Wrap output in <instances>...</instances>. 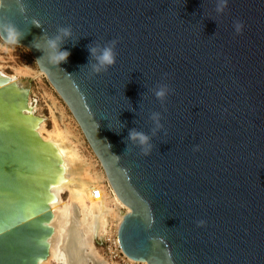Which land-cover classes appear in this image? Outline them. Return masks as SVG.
<instances>
[{"label": "water", "instance_id": "obj_1", "mask_svg": "<svg viewBox=\"0 0 264 264\" xmlns=\"http://www.w3.org/2000/svg\"><path fill=\"white\" fill-rule=\"evenodd\" d=\"M24 2L21 14L5 0L0 18L27 33L18 45L43 57L40 71L130 209L118 232L125 254L147 264H264V0ZM61 26L72 28L60 44L71 55L56 66L44 49ZM112 40L116 65L94 74L89 48ZM161 84L171 89L164 100ZM29 99L28 84L1 78L0 264L49 256L54 156ZM132 130L150 138L149 155Z\"/></svg>", "mask_w": 264, "mask_h": 264}, {"label": "bare ground", "instance_id": "obj_2", "mask_svg": "<svg viewBox=\"0 0 264 264\" xmlns=\"http://www.w3.org/2000/svg\"><path fill=\"white\" fill-rule=\"evenodd\" d=\"M22 74L23 72L18 73V75ZM2 77L10 76L0 72V80ZM17 80V78L10 77L12 82H19ZM29 108V114L40 118L34 123V128L41 139L47 142L52 149L54 156L52 162L55 167L53 179L49 184V205L53 213L48 224L52 230L48 238L49 256L40 264H49L51 260H56L61 264H88V262L113 264L100 253L95 241L106 236L118 237L124 214L130 212V209L128 208L129 211L123 214L118 207L119 203L121 205L123 203L115 191L119 200L118 204L109 203L104 197L101 198V202L95 201L92 191L95 188L101 189V177L98 173L93 174L92 165L83 158L77 146L69 142L68 134L59 131L50 139H45L43 137L45 119L36 115L30 99ZM64 190L69 191L71 202L60 208V194ZM75 205L82 210L81 219L76 216ZM113 219L120 220V223L113 226ZM138 263L147 264L146 262Z\"/></svg>", "mask_w": 264, "mask_h": 264}, {"label": "rangeland", "instance_id": "obj_3", "mask_svg": "<svg viewBox=\"0 0 264 264\" xmlns=\"http://www.w3.org/2000/svg\"><path fill=\"white\" fill-rule=\"evenodd\" d=\"M35 60L36 58L28 48L19 45H6L4 41L0 39V72L12 78H17L20 82L24 83V85L28 84L30 89V100L34 107V111L36 115L45 119L43 122L45 128L43 137L45 139H50L52 135L59 131L68 134L69 142L72 145L75 144L83 158L92 165L93 174L98 173V176L101 177V189H94L101 191V197L100 199H95L93 197V190V199L97 202H101V198L104 197L109 203L118 204V197L109 184L102 164L89 145L80 125L63 98L51 84L46 74L41 72L39 66L35 64ZM19 72H23L24 75H18ZM60 196V208L70 204L71 200L68 190L62 191ZM118 207L123 214L129 211L123 204L121 205L119 203ZM81 211V208L75 205V212L78 219H81ZM118 223H120V220L113 219V226ZM95 244L100 253L107 259V248L109 246L107 237L98 238ZM95 263L100 264L98 262ZM95 263L88 262V264ZM49 264L61 263L56 260H51Z\"/></svg>", "mask_w": 264, "mask_h": 264}, {"label": "clouds", "instance_id": "obj_4", "mask_svg": "<svg viewBox=\"0 0 264 264\" xmlns=\"http://www.w3.org/2000/svg\"><path fill=\"white\" fill-rule=\"evenodd\" d=\"M16 2L20 13L25 14L27 12V5L24 0H16ZM227 4L228 0H223L224 7H227ZM4 6L5 0H0V8H3ZM219 10L222 11L223 9L221 8ZM33 24L39 27L38 22L34 21ZM243 27L244 25L240 21H236L234 24V28L237 34H240L242 32ZM58 31L61 35L56 36L54 39H48L47 48L44 49L47 54L49 63L56 66H60L62 63H66L68 61L69 56L71 55L69 50H60V44L63 42V38L72 36L71 26H61L59 27ZM26 34L27 33L22 32L16 25V23L10 18H0V39H2L6 45L20 44L21 40L26 36ZM118 43L119 40H112L109 42V46L103 47L102 49H98L97 47L89 48L91 56L94 57L96 61L95 63L90 64L91 70L94 74L107 72L109 68L114 67L116 65L118 53L115 51V49ZM34 47L37 50H41L40 43L38 44L34 42ZM42 60L43 57L37 58L35 60V64L39 65ZM170 91L171 89L168 84H161L155 90V96L157 99L164 100ZM152 118L157 122V125L160 126V114L154 113ZM128 139L133 142L138 141L144 155H149L151 153L152 145L149 142L150 138L144 133L132 130L129 133ZM195 150L199 151V146H197ZM117 157L119 158L120 156ZM204 224L205 221H198L199 226H203Z\"/></svg>", "mask_w": 264, "mask_h": 264}, {"label": "built area", "instance_id": "obj_5", "mask_svg": "<svg viewBox=\"0 0 264 264\" xmlns=\"http://www.w3.org/2000/svg\"><path fill=\"white\" fill-rule=\"evenodd\" d=\"M93 197L95 199H100L101 191L94 190ZM109 242V246L107 248V259L111 261L113 264H144L132 261L123 251L121 246L119 237L117 236H106Z\"/></svg>", "mask_w": 264, "mask_h": 264}]
</instances>
